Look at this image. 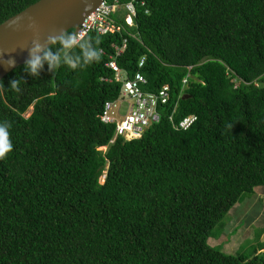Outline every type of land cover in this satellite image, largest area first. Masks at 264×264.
Masks as SVG:
<instances>
[{"label":"trees","instance_id":"trees-1","mask_svg":"<svg viewBox=\"0 0 264 264\" xmlns=\"http://www.w3.org/2000/svg\"><path fill=\"white\" fill-rule=\"evenodd\" d=\"M37 1L0 0V24ZM134 2L133 27L122 10L121 34L85 37L100 39L98 62L45 63L38 78L24 64L1 80L14 147L0 160V264H264V243L234 255L209 242L264 186V0ZM123 38L118 66L170 99L141 138L110 144L99 115L121 84L102 79ZM17 77L26 84L9 90Z\"/></svg>","mask_w":264,"mask_h":264},{"label":"built area","instance_id":"built-area-1","mask_svg":"<svg viewBox=\"0 0 264 264\" xmlns=\"http://www.w3.org/2000/svg\"><path fill=\"white\" fill-rule=\"evenodd\" d=\"M122 10L126 11V15L123 17L125 23L129 27H133L136 16L134 0L124 5L120 3V0H105L85 18L76 32L79 33L82 40L91 32H95L100 36L121 34L125 27L113 16L121 18ZM126 47V38H123L121 46L113 45L115 55L110 57L107 67L113 71L114 76L110 79H102L105 82L121 84L120 96L116 100L107 101L104 104L102 113L99 115V119L103 124L115 126V135L110 144H113L119 136L125 141L141 138L150 125L161 120L160 108L166 105L170 99V87L168 85H164L155 93L148 92L145 89L148 82L147 78L141 72L129 77L128 73L118 66L116 58ZM144 63L145 57L141 59L139 67L141 68ZM189 77L190 74L183 80L184 86L188 83ZM256 85L258 86L259 83H256ZM124 102L128 103V108L122 114L121 105ZM197 118L194 114L188 115L178 124L173 123V128L187 130L197 121Z\"/></svg>","mask_w":264,"mask_h":264},{"label":"water","instance_id":"water-1","mask_svg":"<svg viewBox=\"0 0 264 264\" xmlns=\"http://www.w3.org/2000/svg\"><path fill=\"white\" fill-rule=\"evenodd\" d=\"M105 0H39L0 24V56L13 59L15 65L0 62V81L29 58L25 47L32 46L38 33L41 43L60 30L77 31L85 18ZM36 28H29L30 22ZM48 44L46 47H51ZM25 48V49H22ZM42 54V53H41ZM185 98V97H184Z\"/></svg>","mask_w":264,"mask_h":264},{"label":"clouds","instance_id":"clouds-1","mask_svg":"<svg viewBox=\"0 0 264 264\" xmlns=\"http://www.w3.org/2000/svg\"><path fill=\"white\" fill-rule=\"evenodd\" d=\"M28 26L32 29L36 28L34 21L30 22ZM100 43L98 37H88L82 40L79 33L63 29L58 33L48 35L45 41L41 43L37 33L36 38L32 40V46L25 47L29 51V58L25 61L24 72L38 78L45 63H47L50 73L61 66H67L72 70L83 68L101 59L102 49L99 47ZM48 44L58 45L59 47L54 52L52 48L46 47ZM93 44L96 47H93ZM0 62L10 67L15 65L13 59L3 60V56H0ZM22 83L26 84V81L21 77H17L9 82L8 89L19 92ZM4 89V84L0 81V91ZM11 128L12 124L9 121H0V160L5 159L13 150ZM101 148L106 150L107 146L100 147L99 150Z\"/></svg>","mask_w":264,"mask_h":264},{"label":"rangeland","instance_id":"rangeland-1","mask_svg":"<svg viewBox=\"0 0 264 264\" xmlns=\"http://www.w3.org/2000/svg\"><path fill=\"white\" fill-rule=\"evenodd\" d=\"M128 103L121 105L122 114ZM31 109L26 113L28 116ZM100 150L105 151V148ZM209 242L228 254H239L264 243V187L237 203L214 228Z\"/></svg>","mask_w":264,"mask_h":264}]
</instances>
